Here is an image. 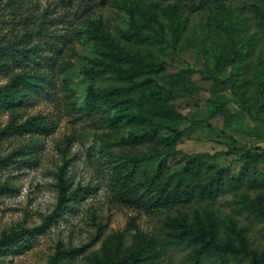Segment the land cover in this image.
I'll return each instance as SVG.
<instances>
[{
	"label": "rangeland",
	"instance_id": "374dc122",
	"mask_svg": "<svg viewBox=\"0 0 264 264\" xmlns=\"http://www.w3.org/2000/svg\"><path fill=\"white\" fill-rule=\"evenodd\" d=\"M204 1L89 0L87 6L82 0H0V44L19 41L31 55L14 66V74L43 66L50 76L41 95L0 113V129L13 119L41 123L0 142V159L10 158L0 162V183L10 187L0 192V239L41 227L29 245L5 251L4 264H48L58 246L81 249L65 264H90L95 255L102 257L106 241L125 251L140 233L141 264H250L237 254L195 259L196 246L176 243L168 224L183 214L193 222L211 214L220 241L231 237L239 246L242 235L250 249L264 254V215L256 207L264 209V0ZM132 5L144 11L136 14L138 21L155 28L144 31L159 32L154 44L123 38ZM175 7L188 19L178 38L167 14ZM99 18L127 50L166 63L165 72L131 82L113 73L88 74L98 55L85 32ZM10 79L0 73V86ZM133 83L142 86L119 98L132 97L133 111L153 116L159 128L151 141L130 139L151 128L148 123L114 124L115 113L103 104L92 107L88 98L90 86ZM249 149L257 157L242 158ZM201 153L215 156L208 161L217 167L231 166L241 185L215 200L195 197L169 207L139 189L159 160L172 173L184 166L186 155ZM144 156L141 174L126 179L125 161Z\"/></svg>",
	"mask_w": 264,
	"mask_h": 264
},
{
	"label": "trees",
	"instance_id": "16d2710c",
	"mask_svg": "<svg viewBox=\"0 0 264 264\" xmlns=\"http://www.w3.org/2000/svg\"><path fill=\"white\" fill-rule=\"evenodd\" d=\"M86 1H88L87 6L90 5L89 0H82V2ZM201 1L203 3L206 2L204 0ZM127 12L130 16V27L122 32L124 39L150 44H154L159 40V32L156 35H152L144 31L145 27L155 30L151 24L138 21L136 14L144 13L142 8L132 5L127 8ZM167 14L171 20L174 34L177 38L180 37L188 21L187 17L184 16L182 11H178L176 7L168 10ZM85 33L88 39L93 42L94 51L98 55L92 66L86 70L91 76L100 77L104 74L113 73L117 77L131 82L141 76L160 75L166 70V63L150 61L139 51L127 50L108 31L101 18L92 20ZM32 50L37 51L40 48L35 46ZM30 57L31 55L28 54L27 48L22 47L19 41L0 44V73L11 75L10 81L0 86V113L22 107L32 94L41 95L47 88L50 76L46 71H43L45 68L43 66L38 67L35 72L14 74V66L25 64V60ZM50 66L48 67L50 68ZM141 86L142 83H133L124 86H111L103 90L95 89L93 86L88 88V98L92 107H98L103 104L115 113L111 118L112 123H148L151 126L143 134L130 137L135 143L155 139L158 137L159 128L158 124L154 122L152 115L131 109L136 100L129 96L128 98H119L121 94L128 95L133 93ZM40 127L41 123L36 118H30L21 124H18L13 119L7 126L0 129V142L10 136L22 134L25 131H33ZM176 135H179L178 131ZM257 155V153H253L249 149L241 157L249 159L257 157ZM186 157L187 161L184 166L172 173H168L165 170V162L162 159L159 160L156 172L151 175H145L139 181V189H142L144 195H155L157 197L156 202L159 203L160 207H169L188 203L195 197L215 200L229 189L234 190L242 183V176H236L232 173L231 166L217 167L208 161V159H214L215 156L201 153L186 155ZM9 159H0V162ZM146 161L147 158L145 156L127 159L124 164V177L132 180L140 175L141 165ZM7 190H10V187L7 184L0 183V192ZM63 190H65V186ZM64 194L61 196L63 198L62 201L65 199ZM244 203L250 206L255 205L248 198H246ZM256 207H258L260 215H264L263 206L256 205ZM168 224L173 230L172 235L176 243L196 246L194 250L195 259H199L209 253L216 254L222 259H225L228 254H237L249 258L250 264H264V254L258 255L256 250L250 249L247 240L242 235H239V246L234 243L231 237L220 241L217 234L218 224L211 214H207L205 219L196 216L194 222L183 214L180 217L172 218ZM39 229L41 227L4 234L0 239V264H4L3 256L5 251L12 250L20 245H29L30 240L40 234ZM99 237L97 236L93 239L92 245L98 241ZM136 238L135 246L125 251L122 250L120 243L114 244L109 240L106 241L103 244L102 257L95 255L90 264H141L145 249L143 245L145 236L140 233ZM80 250L76 248L63 249L58 246L56 253L48 264H65L67 260L72 261Z\"/></svg>",
	"mask_w": 264,
	"mask_h": 264
}]
</instances>
